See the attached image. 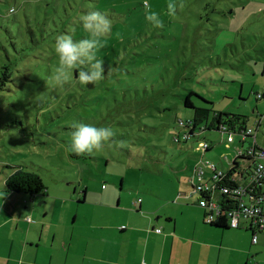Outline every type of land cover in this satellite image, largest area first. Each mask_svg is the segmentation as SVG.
<instances>
[{"label": "rangeland", "instance_id": "obj_1", "mask_svg": "<svg viewBox=\"0 0 264 264\" xmlns=\"http://www.w3.org/2000/svg\"><path fill=\"white\" fill-rule=\"evenodd\" d=\"M172 2L174 15L167 13L169 0H0V73L7 66L15 76V83L0 82V224L15 215L16 205L23 214L36 208L40 223H74L78 213V225L124 224L127 209L136 211L142 197L170 202L166 197L178 200L179 192L193 196L194 168L204 170V180L211 176L206 161L235 174V144H227L226 135L206 138L213 148L203 161L198 140L173 141L178 121L202 112L208 122L215 113L239 116L264 149V0ZM147 6L163 27L145 19ZM89 11L112 20L97 53L106 78L83 85L73 76L55 86L49 81L59 62L55 38H85L79 17ZM109 67L114 71L107 77ZM27 75L32 80L25 81ZM188 96L192 108L185 106ZM74 121L110 127L114 136L78 156L66 146ZM19 169L40 177L44 192H6V179ZM36 198L24 211L22 201ZM8 238L12 232L0 231V240ZM258 245L264 259V232Z\"/></svg>", "mask_w": 264, "mask_h": 264}, {"label": "crops", "instance_id": "obj_2", "mask_svg": "<svg viewBox=\"0 0 264 264\" xmlns=\"http://www.w3.org/2000/svg\"><path fill=\"white\" fill-rule=\"evenodd\" d=\"M178 194L182 195L178 200L167 196L170 202L153 195L142 197L136 211L127 209L124 224H84L83 220L78 225V213L74 223L70 218L55 224L46 220L40 223L36 208L23 214L20 206H13L18 222L14 224L16 217L11 215L8 223L0 224L3 236L7 232L14 236L0 240V264L264 263L258 238L253 244L252 231L244 230L246 223L242 221L235 230L207 226L196 199L187 192ZM22 203L32 208L37 198ZM26 206L23 210L28 212ZM5 209L10 214V208Z\"/></svg>", "mask_w": 264, "mask_h": 264}, {"label": "trees", "instance_id": "obj_3", "mask_svg": "<svg viewBox=\"0 0 264 264\" xmlns=\"http://www.w3.org/2000/svg\"><path fill=\"white\" fill-rule=\"evenodd\" d=\"M19 49H21L20 56L23 57L24 51L27 48L22 47ZM25 76H24L25 81L32 80V78L29 77L28 75H27V78ZM14 77L11 75L10 69L7 66H4L3 70L0 73V82L1 83H7V82L15 83V81L13 80ZM22 84L24 85L25 83L22 82ZM190 95H193V93H191ZM262 97L263 95L257 94V100H259ZM185 106L190 107V108L193 107V104L191 103L189 96L185 99ZM201 118L205 120V123H203V125H200V123L202 122ZM207 118H208L207 114H205V112H202V116L195 117L193 120H188L186 123L183 121H178L177 131L173 136V141L176 143H180L181 141L187 142L193 139L198 140L199 145L201 143L202 144L204 143V144H207V146H209L205 152V155H206L207 153L211 152V149L213 148V144H210V141H207L206 138L214 134H219V135L224 134L226 135V143H227V138L230 137L232 140L231 143H227V144H235V151L238 152L239 150H242V152L244 153L243 155L244 157L236 156L234 158V163L237 169L239 168V177L250 173L252 169L256 167L257 161L255 160L254 155L253 156L251 155L250 157L246 155V149L248 147H252L254 152H257V150L264 151V149L260 148L257 145V137L255 135L256 131L254 132L252 128L247 127L245 125L246 121L242 118H239V116L237 115L229 116L228 114L215 113L214 117L212 118L210 122L207 121ZM259 125H260V122L257 123V129ZM248 130H250V135H245V133ZM248 139H253L251 142L252 145L245 148L244 145ZM236 140H237V144H236ZM199 145H198V149H199ZM205 155L204 153H202L201 161H203L204 159L203 157ZM193 173H194V170H193ZM214 175L215 173L211 170V176L208 179L207 178L205 179L207 182H210L212 184V188H214L215 190L213 191V193H211L212 195L210 193L208 194L205 192L193 191V196H190V198L195 197L196 206L204 212L205 216H206V212H205L206 207H200L201 201H204V203L206 204L210 203L211 200L214 201L219 206L221 212H223L224 210H227L228 208H230L231 206L239 202V199H236L235 196L231 194L225 195L219 192L220 188L223 185L229 184V181L227 180V178L229 177V173L227 172L225 173L224 176L218 177V178H215ZM242 180L246 181L248 180V178L247 179L242 178ZM193 182H194V175L192 174V179L190 181V185L192 189H193V186H192ZM5 189H6V192L8 193L23 194L25 196L31 197L41 192H44L45 186L42 180L40 179V177H38L34 173H29V172L19 169L6 179ZM139 201L141 202V199H139ZM140 202H138L136 205L139 206ZM221 212L216 217V221L214 223L211 222V223H205V224L211 227L220 228V229L221 228L232 229L229 227L227 223L228 221L226 219L225 214ZM244 230L249 231V232L252 231L251 232L252 236L254 233H256V241H257L258 235L264 232V231L257 232L255 229H249L247 225L244 228ZM157 232H159V230H157Z\"/></svg>", "mask_w": 264, "mask_h": 264}, {"label": "clouds", "instance_id": "obj_4", "mask_svg": "<svg viewBox=\"0 0 264 264\" xmlns=\"http://www.w3.org/2000/svg\"><path fill=\"white\" fill-rule=\"evenodd\" d=\"M147 5V0H145ZM176 3L169 0L167 13L174 15ZM145 19L154 27H163V21L158 13L145 9ZM79 25L87 36L81 40H74L71 35L62 34L55 38L54 50L58 57V66L49 81L55 86L63 87L72 77L83 85L94 84L105 79L104 61L98 58L97 53L105 47V37L112 28V20L99 11H89L79 17ZM114 69L109 67L107 77ZM75 74V75H74ZM67 148L76 155L90 154L102 148L111 141L114 133L110 127H96L82 122H73L68 133Z\"/></svg>", "mask_w": 264, "mask_h": 264}, {"label": "built area", "instance_id": "obj_5", "mask_svg": "<svg viewBox=\"0 0 264 264\" xmlns=\"http://www.w3.org/2000/svg\"><path fill=\"white\" fill-rule=\"evenodd\" d=\"M245 135H250V130H248ZM231 142V138H227V143ZM208 147L207 144L201 143L199 145V150L205 155ZM235 155L243 156L244 153L242 150H239L238 152L235 151ZM246 155L248 157L251 155L255 156V160L257 161L256 169L241 177H239L238 170V172L227 178L229 184L223 185L219 191L225 195L231 194L235 196L236 199H239V202L221 212L219 206L214 201L211 200L210 203L207 204L201 201L200 207H206L204 223H214L216 217L221 212L225 214L228 221L227 223L232 229L239 228L243 221L249 229H255L257 232L264 231V196H260L264 195V151L257 150V152H254L252 147H248L246 149ZM204 164L215 173V178L225 175L224 172L217 171L210 161H206ZM193 175V191H200L208 194L215 191L214 188H212V184L204 180L205 175L202 168H194ZM242 178H248V180L244 181ZM251 241L253 244L256 243V233L253 234Z\"/></svg>", "mask_w": 264, "mask_h": 264}]
</instances>
